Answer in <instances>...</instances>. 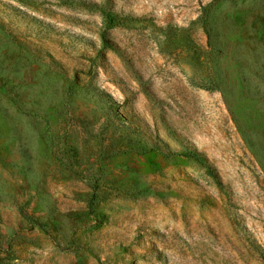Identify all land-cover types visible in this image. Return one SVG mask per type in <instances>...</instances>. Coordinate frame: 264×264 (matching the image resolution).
Wrapping results in <instances>:
<instances>
[{
    "label": "rangeland",
    "instance_id": "obj_1",
    "mask_svg": "<svg viewBox=\"0 0 264 264\" xmlns=\"http://www.w3.org/2000/svg\"><path fill=\"white\" fill-rule=\"evenodd\" d=\"M0 264H264V0H0Z\"/></svg>",
    "mask_w": 264,
    "mask_h": 264
},
{
    "label": "trees",
    "instance_id": "obj_2",
    "mask_svg": "<svg viewBox=\"0 0 264 264\" xmlns=\"http://www.w3.org/2000/svg\"><path fill=\"white\" fill-rule=\"evenodd\" d=\"M110 17V16H109ZM111 19V18H110ZM112 24V23H111ZM208 38H210V33L208 32ZM215 51V54L218 56V53H220L219 51H218V49L217 50H214ZM242 77V76H241ZM211 81V80H210ZM214 85H216L215 83L216 82H212ZM215 87H217V86H215ZM261 164V163H260ZM262 165V164H261ZM263 167V166H262Z\"/></svg>",
    "mask_w": 264,
    "mask_h": 264
}]
</instances>
